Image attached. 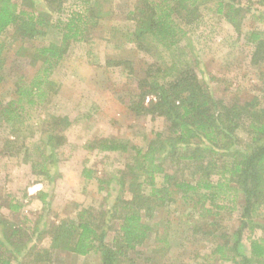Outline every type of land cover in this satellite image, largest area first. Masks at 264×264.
I'll list each match as a JSON object with an SVG mask.
<instances>
[{"label":"trees","instance_id":"16d2710c","mask_svg":"<svg viewBox=\"0 0 264 264\" xmlns=\"http://www.w3.org/2000/svg\"><path fill=\"white\" fill-rule=\"evenodd\" d=\"M108 1L0 0V38L4 40L0 41V71L7 47L39 43L16 50L28 66L38 67L29 81L17 75L13 96L0 98V129L8 133L2 152L20 155L32 175L50 190L60 176L58 151L72 125L67 116L50 109L60 87L51 77L65 66L70 47L86 42L91 28L105 16L102 5ZM205 11L221 16L237 33L248 14L264 23V14L256 17L240 0H135L126 17L132 30L116 27L107 33L113 40L116 36V48L131 45L149 58L144 61L145 75L136 85L138 98L150 95L154 100L149 105L141 100L133 109L164 118L167 133H156L145 149L117 138L92 141L86 149L131 153L116 179L113 203L94 212L77 208L72 218L48 221L51 194L44 187L37 193L42 205L37 214L15 221L0 216V264H55L54 257L62 252L80 257L95 254L100 264H132L130 255L156 231L149 224L155 211L169 209L179 200L201 218L193 231L215 240L207 262L264 264V102L253 96L226 103L198 77L200 57L187 37ZM48 34L52 40L44 39ZM245 39L253 48L250 63L264 65V31H247ZM86 56L89 60L91 50ZM128 62L110 58L104 67L125 66L131 72ZM258 75L264 88V69ZM3 81L0 73V84ZM84 176L93 178L91 171ZM238 193L243 202L237 227L219 234L216 217L222 210L234 209ZM7 209L18 213L20 205L9 203ZM202 220L207 222L204 228H200ZM256 230L262 236H256ZM245 232L249 233L247 251L241 254ZM153 248L155 253L167 251L166 233L156 232Z\"/></svg>","mask_w":264,"mask_h":264},{"label":"rangeland","instance_id":"374dc122","mask_svg":"<svg viewBox=\"0 0 264 264\" xmlns=\"http://www.w3.org/2000/svg\"><path fill=\"white\" fill-rule=\"evenodd\" d=\"M134 2L109 0L104 3L102 10L106 14L103 19L91 28L85 43L70 47L65 66L57 68L52 74L51 78L60 87L50 109L58 115L67 116L72 125L66 133V144L58 151L61 175L51 190L40 178L32 175L29 165L20 155L2 152L8 133L0 129V216L15 221L17 217L40 212L42 205L37 200V193L42 190H38L41 185L51 194L47 198L48 221L72 218L77 208H91V212L107 209L118 192L116 179L119 171L130 159L131 153H98L86 149V146L100 138H117L145 149L156 133H167L168 124L164 118L133 109L141 100L144 105L154 100L150 95L138 98L136 85L137 79L145 75L144 61L148 62L149 58L134 50L131 45L116 48V36L113 40L111 33L107 34L116 27L132 30L126 17ZM240 2L245 8L251 9L256 17L260 16L259 13L264 14V0ZM70 5L71 1L68 2ZM257 20L248 14L242 22L241 32L237 33L226 21L221 20V16L205 11L200 23L188 34V43L201 61L198 77L209 85L216 98L226 103L248 101L253 96L264 102V88L258 75L264 65L254 66L250 63L253 48L245 39L247 31H264V23ZM9 37L6 41L10 40ZM48 38L52 40L53 36L48 34L44 39ZM0 41H4L3 38ZM38 44L36 41L23 42L5 49L0 71L4 78L0 84V98L9 99L13 96V82L17 75L24 76L27 81L32 78L38 65L28 66V60L16 50ZM88 50L92 52L89 60L86 56ZM110 58L129 61L127 67L131 72L125 66L105 68L104 62ZM240 138L243 143L247 142L243 135ZM87 171H91L92 179L84 176ZM156 181L160 184L162 175L157 176ZM242 202L243 195L238 193L233 202L234 209L220 211L216 217L220 225L217 233L229 234L237 227ZM9 203L20 205L18 213L7 209ZM168 208L155 211L149 224L156 226V231H151L144 246L130 255L132 264H232L213 260L207 262L206 255L215 240L193 231L195 223H201V218L190 205L179 200ZM203 222L207 223L202 220L200 228H204ZM156 232L158 235L166 233L169 248L163 253H155L153 248ZM254 233L262 236V231L256 230ZM248 235L245 232L244 242L239 246L241 254L247 251ZM111 238L110 235L108 241ZM46 244L47 241L43 245ZM54 258L55 264H100L95 254L80 257L62 252Z\"/></svg>","mask_w":264,"mask_h":264},{"label":"crops","instance_id":"0c3cea01","mask_svg":"<svg viewBox=\"0 0 264 264\" xmlns=\"http://www.w3.org/2000/svg\"><path fill=\"white\" fill-rule=\"evenodd\" d=\"M105 154H106V153H105ZM59 174L61 175L60 169H59ZM62 174H63V173H62ZM59 178H60V176H59ZM59 178H58V179H59ZM57 181H58V180H57ZM90 181H91V180H90ZM55 184H56V183H55ZM43 188H44V186L41 185V187H39L38 190H41V189L43 190Z\"/></svg>","mask_w":264,"mask_h":264}]
</instances>
